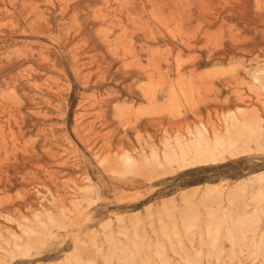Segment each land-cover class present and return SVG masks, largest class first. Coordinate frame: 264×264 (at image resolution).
<instances>
[{"label": "rangeland", "instance_id": "obj_1", "mask_svg": "<svg viewBox=\"0 0 264 264\" xmlns=\"http://www.w3.org/2000/svg\"><path fill=\"white\" fill-rule=\"evenodd\" d=\"M232 117L262 136L164 162ZM263 137L264 0H0V264H159L156 247L164 264H264L224 237L187 262L213 213H257Z\"/></svg>", "mask_w": 264, "mask_h": 264}, {"label": "bare ground", "instance_id": "obj_2", "mask_svg": "<svg viewBox=\"0 0 264 264\" xmlns=\"http://www.w3.org/2000/svg\"><path fill=\"white\" fill-rule=\"evenodd\" d=\"M232 115V114H231ZM231 123L225 127V134L226 136L223 137L219 134H216L215 137L211 140H207L209 138L205 137L204 133H197L196 136H194L191 139L190 143H178L177 144V151H170L164 156V162L167 164H176L177 166H184L188 164H196V163H206L207 161H214L216 157L225 151L228 152H235L238 150V146H243V144L246 142V140H257V138L261 135V124L258 120L254 119L252 121L248 122H237L236 118H231ZM226 125V124H225ZM262 136V135H261ZM264 138V137H263ZM246 139V140H245ZM176 141V140H175ZM189 142V141H188ZM257 142V141H256ZM167 144V143H166ZM252 144V142H251ZM257 144V143H256ZM171 146V145H170ZM258 147V145H257ZM170 148V147H169ZM244 148V146L242 147ZM174 149V148H173ZM247 149V147H246ZM168 150V149H167ZM241 150V148H240ZM248 150V149H247ZM250 150V149H249ZM163 153V152H162ZM233 154V153H232ZM237 154V153H236ZM154 155V154H153ZM153 155L151 157H153ZM156 158V157H154ZM153 158V160H155ZM158 159V157H157ZM148 161V160H147ZM158 161V160H157ZM155 160V162H157ZM127 168V167H126ZM263 173V172H262ZM257 175V174H256ZM255 175V176H256ZM258 175L256 179L258 181L263 179V176ZM252 177V176H251ZM254 177V176H253ZM264 180V179H263ZM243 182V181H242ZM264 182V181H263ZM244 183V182H243ZM248 183V182H247ZM244 183V184H247ZM256 183V182H255ZM258 183V182H257ZM249 184V183H248ZM242 185V184H241ZM263 185V184H262ZM237 186V185H236ZM264 186V185H263ZM240 187V186H239ZM262 187V186H261ZM247 188V187H246ZM237 189V188H235ZM252 189V187H251ZM264 188L259 189L257 193L250 196V202L256 206H258L257 213L254 211L252 214L247 213H235L232 214L230 211H223L218 212L219 214L213 215L210 217V220L206 221V238H204V243H206V247L208 246L207 251L203 254L202 252L198 251L194 254L191 258H187V262L193 260L197 261L202 257V255H206L210 258H217L220 254L221 248L218 243V238L224 237V239L229 240L232 245L238 244L239 242L245 243L247 246H250L253 249V252L258 254L261 251L264 250V231H261V217L263 215V207H261L262 203L264 202ZM234 191V190H233ZM237 191V190H236ZM240 191V192H239ZM239 193L243 195H247L245 187H242L239 189ZM231 192V191H230ZM235 192V191H234ZM253 192V191H252ZM251 192V193H252ZM255 192V190H254ZM229 193V192H228ZM232 193V192H231ZM249 193V192H248ZM238 195V193H236ZM234 195V193H233ZM231 196V194H230ZM236 196V195H235ZM242 197V196H238ZM242 197V198H243ZM247 197V196H246ZM245 197V198H246ZM229 198V197H228ZM218 199V198H217ZM222 199V198H221ZM232 199V198H231ZM237 199V198H236ZM240 199V198H239ZM227 201V200H226ZM234 201V199L232 200ZM216 202V201H215ZM247 202V201H246ZM229 203V202H228ZM240 204V203H239ZM247 204V203H246ZM246 204L244 207H246ZM251 204V205H252ZM216 205V204H215ZM236 205V204H235ZM234 205V207H235ZM214 206V205H213ZM219 206V205H217ZM231 206V205H230ZM233 206V205H232ZM249 207V206H248ZM251 207V206H250ZM225 209V208H224ZM228 209V208H227ZM244 209V208H243ZM255 209V208H254ZM217 210V209H215ZM236 210V208H235ZM195 211V210H194ZM232 211V210H231ZM250 211V210H249ZM196 212V211H195ZM210 212V211H209ZM215 212V211H214ZM189 211H187V214ZM186 214V213H185ZM184 218L188 216H185ZM196 214V213H195ZM198 214V213H197ZM210 214V213H209ZM191 215V214H189ZM194 215V213H193ZM197 217V216H196ZM264 217V216H263ZM190 218V216H189ZM182 220V219H181ZM195 217L191 216V220L185 221V228L188 231L195 228L196 225ZM208 220V219H207ZM52 221V220H51ZM53 222V221H52ZM183 222V221H182ZM181 222V223H182ZM205 222V221H204ZM41 224V223H40ZM184 224V222H183ZM182 224V225H183ZM227 224L224 230L222 228L224 225ZM198 225V224H197ZM174 226V225H173ZM204 226V225H203ZM183 227V226H182ZM199 228V227H198ZM197 230V229H195ZM200 230V229H199ZM263 230V229H262ZM173 231V230H172ZM171 231V232H172ZM176 231V230H175ZM201 231V230H200ZM199 231V232H200ZM178 232V231H177ZM176 232V233H177ZM186 232V231H185ZM198 232V231H197ZM198 232V234H199ZM163 233H165L163 231ZM168 233V232H167ZM190 233V232H189ZM202 233V232H201ZM172 234V233H171ZM179 235V234H177ZM172 235L171 237H173ZM200 236V234H199ZM170 237V236H169ZM202 237V235H201ZM189 238V237H188ZM193 240V239H192ZM170 241V240H169ZM203 241V240H202ZM131 243V242H130ZM135 244V243H133ZM142 244V243H141ZM1 245V243H0ZM25 245V244H24ZM239 245V244H238ZM243 246V245H242ZM132 247V246H131ZM142 249V246H140ZM239 247V246H238ZM246 248V247H245ZM155 249V248H154ZM126 250V249H125ZM124 250V251H125ZM130 250V249H129ZM140 250V249H139ZM137 251V250H136ZM135 251V252H136ZM250 251V250H249ZM252 251V250H251ZM6 252V251H5ZM127 252V251H126ZM144 252V251H143ZM114 253V252H113ZM251 253V252H250ZM253 253V254H254ZM135 254V253H134ZM133 254V255H134ZM136 255V254H135ZM137 255L140 256V254L137 253ZM136 255V256H137ZM154 255L156 256L157 260L159 261V264L165 263V255L161 249H158L156 247L154 251ZM262 255V254H261ZM113 256V255H112ZM123 256V254H122ZM128 256V255H127ZM259 256V255H258ZM135 257V256H134ZM112 258V257H111ZM123 258V257H122ZM121 258V259H122ZM126 258V257H125ZM131 258V257H130ZM137 258V257H136ZM129 259V258H128ZM127 259V260H128ZM134 259V258H133ZM124 260V259H123ZM139 260V259H138ZM119 261V260H118ZM132 261V260H131ZM134 261V260H133ZM142 261V259H141ZM192 261V262H193ZM107 262H109L107 260ZM123 262V261H122ZM128 262V261H127ZM127 262H123L124 264H127ZM135 263V262H134ZM133 263V264H134ZM190 263V262H189ZM80 264V263H79ZM81 264H85L82 263ZM132 264V263H131ZM141 264V262H140ZM145 264H150L149 260L145 261Z\"/></svg>", "mask_w": 264, "mask_h": 264}]
</instances>
